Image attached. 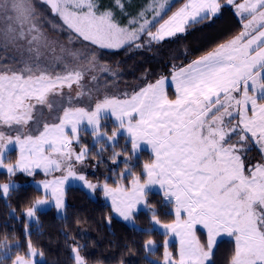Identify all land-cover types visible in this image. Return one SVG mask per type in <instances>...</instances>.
<instances>
[{"label": "snow or ice", "instance_id": "snow-or-ice-1", "mask_svg": "<svg viewBox=\"0 0 264 264\" xmlns=\"http://www.w3.org/2000/svg\"><path fill=\"white\" fill-rule=\"evenodd\" d=\"M46 2L79 38L104 49H119L145 33L150 41H163L185 33L191 23L215 16L222 7L217 0H186L153 32L149 26L161 16L165 3L159 4L153 21L141 13L142 23L130 21L125 27L111 11L99 9L97 0ZM227 4L233 5L234 0ZM235 8L247 21L243 30L177 70L171 76L174 99L167 95V78L161 76L124 98L105 95L93 109L68 107L59 122L44 123L38 134H31L27 125L34 119L36 106L48 103L49 93L66 82L69 86L73 80L79 82L83 72L53 76L39 60L44 50L55 52L56 42L37 24L32 0H0V45L24 40L26 50L34 54V59L30 56L24 61L23 68L0 70V169L13 177L18 173L33 176L37 170L51 176L36 182L43 195L26 208L25 217L38 220V209L49 203L63 211L65 186L77 180L93 191L102 188L114 212L128 220L139 205L147 206L148 187L159 185L163 196L173 199L175 215L171 223L160 226L167 235L179 237L178 258L168 251L169 241L163 242V264H207L221 234L234 237L229 264H264V163L246 171L239 149L227 139L229 133L239 131L240 142L250 135L264 149V0H245ZM60 51L66 49L61 46ZM67 55L77 59L80 52L67 51ZM108 110L119 129L126 130L133 150L142 142L150 145L154 160L143 165L146 180L125 172L113 187L77 175L75 166L87 155V149L77 153L72 147L81 124L87 121L94 136L102 135V113ZM234 115L238 123L225 125V119ZM13 129L15 136L6 134L5 130ZM116 135L113 132L108 140L114 141ZM13 141L19 157L5 163L6 148ZM54 172L59 175H52ZM125 175L132 176L127 185L123 183ZM10 187V182L0 183V194L7 197ZM152 220L160 224L155 215ZM197 225L206 230L204 243L196 235ZM25 232L27 235V228ZM3 245L7 250V240ZM152 245L148 240L145 247ZM72 251L75 264H89L80 248ZM42 255L29 241L27 255H17L12 264H37L34 258Z\"/></svg>", "mask_w": 264, "mask_h": 264}, {"label": "trees", "instance_id": "trees-1", "mask_svg": "<svg viewBox=\"0 0 264 264\" xmlns=\"http://www.w3.org/2000/svg\"><path fill=\"white\" fill-rule=\"evenodd\" d=\"M183 1L172 3L150 30ZM219 1L222 7L215 16L187 25L185 33L163 41H150L146 34H142L135 42L144 44L110 52L107 58L116 63L112 67L117 73L111 77L107 75L112 82L104 81V91L117 86L121 98L126 91L130 90L132 94L156 77L168 75L179 65H186L230 40L242 29L243 19L236 15L233 5H228L226 0ZM109 120L106 118L103 127L105 132L112 133L117 125ZM116 136L114 146L101 148L108 171L114 175L116 183L125 172L139 176L142 181L146 176L142 171V160L132 155L130 141ZM131 178V175L123 176V183L129 184ZM42 195L40 188L29 182L12 187L7 197L0 194V264H11L15 256L27 255L29 241L38 253L43 254L37 264H75L73 248H80L89 264H163L165 240L169 241L168 250L173 257L178 258L176 238H170L152 220L153 215L160 224L175 219L174 203L157 189L146 190L147 206L134 211L132 223L117 219L101 192L90 190L84 184L65 187V209L61 213L54 204H47L38 209V220L26 218V208ZM4 240L8 242L7 250ZM148 240L155 243L153 250L146 249ZM233 252V244L220 239L213 251V260L208 264H226Z\"/></svg>", "mask_w": 264, "mask_h": 264}, {"label": "rangeland", "instance_id": "rangeland-1", "mask_svg": "<svg viewBox=\"0 0 264 264\" xmlns=\"http://www.w3.org/2000/svg\"><path fill=\"white\" fill-rule=\"evenodd\" d=\"M176 1L179 0H97V4L99 9L111 11L116 17L117 21L122 26L128 27L130 26V21H139L141 23L143 22L142 20H140L141 13H143L145 19L149 21H153V18L155 16V10L158 9L160 3H165V9L164 11H162L161 16L159 18H156V22L150 24V26L154 25L167 13L172 3ZM185 2L186 0L181 2L179 6L180 5L182 6ZM244 2L245 0H240L235 4L244 3ZM32 3L36 9L37 24L42 28L43 31L46 32V34L50 39L56 42L55 52L53 53L50 50H44V56L40 58L39 63L47 67L53 76H55L56 74L67 75L69 71L83 72L81 80L79 82L73 80L70 82L71 86H69V83L66 82L63 85V87H58L57 90L49 93L48 103L44 105L36 106V108L33 111L34 119L30 121L29 124L27 125V130L31 132V134H38V132L42 130V126L44 123L51 124V123L59 122V118L62 116L63 110H65L68 107H73V108L85 107L86 109H93L95 102H97L104 95L117 96L119 98H121V96H120L119 88H117V86L111 87L108 91L106 89V92L104 91V89L106 88L104 81L108 80L109 82H112V80L109 79L108 76L111 77L112 75L117 73L116 72L117 69L112 67L116 63L113 62V60H108L107 55L110 52H114L118 49H104V48H100L99 46L92 45L89 42L83 41L82 38H79L77 34H75L70 29H68L67 25L64 24L62 18L57 13H54L52 11L51 6L48 5L46 2L42 0H32ZM179 6H177L176 8L173 7L174 9L172 8L173 10L169 13V15H171L176 9H178ZM236 15L240 19H243L237 13ZM245 16H247V14H245ZM167 17L165 19H167ZM250 18L251 17H247V19ZM246 22H247L246 19L242 20V24ZM158 25L155 26L154 29H151V31L155 32L156 29L158 28ZM131 26L137 27L138 24H132ZM242 30L243 29H241L240 31ZM142 44L144 43L134 41L125 46L132 47V45L138 46ZM61 46H63L64 49H66L64 53H61L60 51ZM27 47H28L27 42L24 40L17 41L15 45H8L7 47L0 45V70H3L4 68L20 69L24 67V61L27 60L30 56H32L34 59V54H30L26 50ZM217 47L211 49L210 51H208L207 53L201 56L207 55L209 52H212ZM77 50L80 52V55L77 59H73L71 56L67 55V51H77ZM56 57H61V58L56 59ZM200 57H198L197 59H199ZM90 63L93 66H89ZM190 63L191 62H189L188 64ZM188 64L179 65L177 68H174L172 72L168 75H161L167 78L165 87H166L167 95L170 98L174 99L176 96L174 83L171 80V76L177 70L187 66ZM161 76L156 77L149 83L155 82V80L160 78ZM109 84L111 83H108V85ZM126 94H130V90L126 91V93L123 96H125ZM49 105H51V107H49ZM102 115L103 116L101 118L100 132L103 134L100 136H94L92 134L91 126L88 125L87 121H83L81 124V128L78 131V141H74L72 147L77 153H79L82 149H87V155L82 164H77L75 166V171L77 172V175H85L86 179L92 183H95L97 185H102L103 183L106 182L110 186L114 187L116 186L115 178L114 175L111 174V172L108 171L107 169L108 163L102 160L101 148L107 145L112 147L116 144L117 136L114 141L108 140V137L113 135L112 134L113 132H116L117 135L119 134L120 135L119 137H122L123 140L125 139L124 141L130 140L131 138L126 133V130L119 129L118 121L116 120L115 116L111 114L110 110L105 111L104 113H102ZM106 118L108 119L110 118L117 125L115 128L112 129V133H107L104 131L103 126L106 123ZM238 120L239 118L236 117L235 115L232 118H226L225 125H229V124L236 125L238 123ZM5 132L7 135L15 136L16 134L15 129L5 130ZM69 134L71 135L70 132ZM240 135H242V133H239V131L235 133H229L227 139L229 140V142L235 145L237 149H239L238 154L241 155V158L244 161L245 170L247 171L255 164L264 163V149H262L261 145L257 144L255 140L250 137V135L247 136V139L245 141L240 142L239 141ZM131 153L134 157H139V160H142L143 162L142 171H144L143 165L145 163H150L154 160L153 152L151 150L150 145L147 142H142L140 147L136 150H133L131 147ZM5 156H6L5 163L15 162V160L18 159L19 151H18V145L15 143V141L11 142L7 146L5 151ZM52 175H59V172H54L52 173ZM44 179H51V176L43 174L40 170H37L33 176H28L25 173H18L16 176L13 177L7 175L3 169H0V183L10 182L11 183L10 189L24 182L32 183L40 188L39 184L36 182L42 181ZM146 179L147 177L145 176L142 181ZM113 181L115 183H113ZM70 184L83 185L82 182L77 180H71L66 184V186ZM151 188L163 192L162 188L159 185H152L148 187V189ZM95 190L101 192V197L106 202H108L112 210V214L117 219L122 220L126 223L133 222L134 213L132 218L125 220L119 214L114 212L113 208L111 207V201L109 198L104 196L102 188L98 186ZM167 199L171 202H174L172 198H167ZM49 204H54V203H49ZM141 207H143V204L139 205L135 212H137L138 209H140ZM59 212L61 213L62 211ZM158 225L160 226L161 224ZM161 230L164 231L163 228ZM195 232L197 237L200 239V241L204 243L206 241V230L203 228V226L197 225ZM171 237L174 236H170V238ZM174 238H176L179 244V237H174ZM220 239L221 240L226 239L232 241L234 240V237L229 236L227 234H221V236L217 238V243ZM231 244H233V250H234L235 247L234 241L231 242ZM154 248H155L154 242L151 247H146L148 251L153 250ZM178 250H179V245H178ZM178 250H177V255H178ZM21 256H26V255L21 254ZM34 259L37 261L39 259V256H37ZM212 260H213V255L210 258V260L207 262V264L210 263ZM229 262L230 259L226 264H229Z\"/></svg>", "mask_w": 264, "mask_h": 264}, {"label": "crops", "instance_id": "crops-1", "mask_svg": "<svg viewBox=\"0 0 264 264\" xmlns=\"http://www.w3.org/2000/svg\"><path fill=\"white\" fill-rule=\"evenodd\" d=\"M238 1H240V0H234V4H233V6H232V7H233V10H234L235 13H236V10H235V3H237ZM217 2L220 3L219 0H217ZM226 3H227V0H226ZM180 6H181V5H180ZM180 6H179V7H180ZM176 10H177V9H176ZM176 10H175V11H176ZM169 16H170V15H169ZM167 18H168V17H167Z\"/></svg>", "mask_w": 264, "mask_h": 264}]
</instances>
